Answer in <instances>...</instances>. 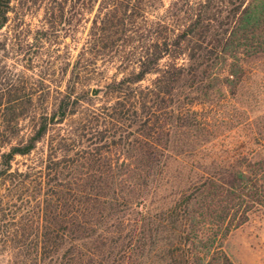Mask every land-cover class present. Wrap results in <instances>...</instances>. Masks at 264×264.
<instances>
[{"label":"trees","instance_id":"obj_1","mask_svg":"<svg viewBox=\"0 0 264 264\" xmlns=\"http://www.w3.org/2000/svg\"><path fill=\"white\" fill-rule=\"evenodd\" d=\"M12 1L0 0V34ZM75 4L79 26L93 17L71 75L16 143L33 95L0 72L13 264H234L222 240L264 212V0ZM99 62L115 72L92 96L82 74ZM223 124L247 139L217 141ZM40 142L41 160L12 170Z\"/></svg>","mask_w":264,"mask_h":264},{"label":"rangeland","instance_id":"obj_2","mask_svg":"<svg viewBox=\"0 0 264 264\" xmlns=\"http://www.w3.org/2000/svg\"><path fill=\"white\" fill-rule=\"evenodd\" d=\"M169 2L165 0L166 5ZM12 6L11 18L0 34L4 45L0 63L2 84L15 83L24 88L23 95H33L27 116L18 121L21 133L13 142L16 143L38 126L40 115L47 107L52 109L58 89H64L78 51L87 37L93 13L86 12L79 26L77 19L81 10L75 0H13ZM60 7H64L63 14ZM114 72L111 63L99 62L98 67L85 71L82 78L92 90L103 87ZM254 86L257 87L255 83ZM49 89L50 100L46 101L44 97ZM91 95L94 96L92 91ZM218 131L222 135L217 141H242L249 133L247 128L230 129V124L221 125ZM44 149L45 143L40 142L30 156L18 155L12 163V170L17 167L22 170L26 164L39 162ZM8 150L9 145L0 146V155ZM178 166L177 162L171 163L173 174ZM3 180L0 178V199L7 208L6 203L15 201V196L10 181L2 185ZM6 212L9 213L10 209ZM4 238L0 235V264H13V251L10 244L3 241ZM221 245L234 264H264V212L253 214L249 221L233 229Z\"/></svg>","mask_w":264,"mask_h":264},{"label":"water","instance_id":"obj_3","mask_svg":"<svg viewBox=\"0 0 264 264\" xmlns=\"http://www.w3.org/2000/svg\"><path fill=\"white\" fill-rule=\"evenodd\" d=\"M102 90H103L102 87H94L92 89V94L94 96H98V95H100L102 93Z\"/></svg>","mask_w":264,"mask_h":264}]
</instances>
